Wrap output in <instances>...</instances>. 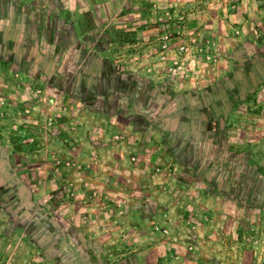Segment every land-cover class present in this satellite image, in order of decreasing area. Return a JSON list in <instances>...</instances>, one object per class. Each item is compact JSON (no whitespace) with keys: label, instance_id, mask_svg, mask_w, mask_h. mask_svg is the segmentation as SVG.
I'll use <instances>...</instances> for the list:
<instances>
[{"label":"rangeland","instance_id":"rangeland-1","mask_svg":"<svg viewBox=\"0 0 264 264\" xmlns=\"http://www.w3.org/2000/svg\"><path fill=\"white\" fill-rule=\"evenodd\" d=\"M112 1L0 0V264L232 259H191L194 246L174 213L153 219L145 210L153 221L141 233L150 239L139 244L93 233L98 217L88 205H120L89 178L95 163L73 149V131L93 129L91 112L115 124L96 135L110 143L138 132L134 150L117 147L130 171L171 173L172 184L213 196L236 222V264H264V0L249 3L258 20L235 30L239 39L223 57L212 36L192 29L189 0L146 2L155 21L122 18L135 1ZM236 2L218 0L231 11ZM139 21L153 30L144 52L135 44ZM138 182L152 190L146 178ZM157 185L167 198L170 184Z\"/></svg>","mask_w":264,"mask_h":264},{"label":"crops","instance_id":"crops-1","mask_svg":"<svg viewBox=\"0 0 264 264\" xmlns=\"http://www.w3.org/2000/svg\"><path fill=\"white\" fill-rule=\"evenodd\" d=\"M115 1L121 2L122 0H114L112 2ZM125 1H129L130 3L135 1V5L132 9L126 10L125 15L121 16L122 18L135 16L138 20L144 21L152 18L155 21L157 17L155 12L152 13V17H149L145 6L148 1L157 2L159 0ZM236 1L237 9L231 11L219 5L218 0H215L218 3L216 6L208 4V7L200 4L203 0H189V3L192 4L190 17H193L196 23L192 29L201 37L212 36L215 39L219 55L222 57L225 51L233 48L239 39L234 33L235 30L241 24L248 22V20H258L259 17L256 14L257 9L255 7L251 8V4H249L253 0ZM107 5L109 3H106L104 7ZM143 21L137 22L138 26L134 29L138 30L137 42L135 44L140 51L144 52L146 44L148 46L146 38H149L146 34H151L153 30H145L144 25H139ZM191 82H186L187 88L195 84L193 81ZM91 113L96 116L91 127L93 129L89 133L88 131H84L83 126L77 132L73 131L72 135L78 136L76 140H73V149L78 152L81 160L95 163L92 172H89V178H92V181L96 182L100 191L108 192L111 196H115L120 205V209H116L112 204H107L104 208L101 206L104 204L99 201L94 205H88L90 214L93 213L95 217H98L97 221L93 223V233L106 241H134L139 244L144 242V240L150 239L149 233L144 236L141 233L149 225V222L153 221L150 214L145 212V210H151L153 219L157 216L156 213L160 211L167 212V214L174 213L177 217L176 225L181 223L185 229L186 240L194 246L193 250L195 251L190 254L191 259H197L199 255L206 259L212 257L225 258V255L229 254L232 259L227 261V264H236V222L232 217H227L221 212L217 199L192 187H179L172 184L169 180L171 173L161 174V170V173H148L146 169L144 172L130 171L121 150H134L141 143L138 140L139 137H137L138 132L133 133V137L125 135L124 141H121L119 144L114 141L110 143L109 136L106 134L104 137L96 135L100 131L111 134L115 124L111 123V121H105L103 116L97 117L98 114L96 112ZM128 127L131 128V125ZM86 134L91 137L90 140H88L89 137L87 138ZM119 146H121V150ZM119 166H123L124 169L120 170ZM118 172L121 175H118ZM142 178H146V182L150 183L148 186L152 190L148 189L145 184H139L138 181ZM118 180H120V184H118ZM161 182L169 183L171 186L169 189L167 187V198H162L161 190L158 189L157 184ZM49 186L51 185H48L47 182L46 186L42 187V190L48 189ZM142 195L145 197L141 198ZM73 210L76 213L80 212V209L76 206L73 207ZM167 224L171 225L169 222ZM152 235L155 238L157 233L152 232ZM218 245L220 246V250ZM188 264H195V261L188 262Z\"/></svg>","mask_w":264,"mask_h":264},{"label":"built area","instance_id":"built-area-1","mask_svg":"<svg viewBox=\"0 0 264 264\" xmlns=\"http://www.w3.org/2000/svg\"><path fill=\"white\" fill-rule=\"evenodd\" d=\"M167 39H168V36L164 35L163 36L164 42L162 44V48H166L168 46ZM179 50H180V52L186 51L187 50V46L182 44V45L179 46ZM51 123H52V119L49 120V124H51Z\"/></svg>","mask_w":264,"mask_h":264},{"label":"trees","instance_id":"trees-1","mask_svg":"<svg viewBox=\"0 0 264 264\" xmlns=\"http://www.w3.org/2000/svg\"><path fill=\"white\" fill-rule=\"evenodd\" d=\"M164 128H165L164 126L163 127L160 126L159 129H158L159 132L161 133V135H163L166 132V130H167V129H164Z\"/></svg>","mask_w":264,"mask_h":264}]
</instances>
